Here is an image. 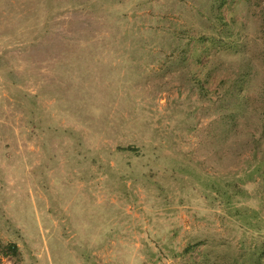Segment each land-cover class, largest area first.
<instances>
[{
	"label": "rangeland",
	"instance_id": "obj_1",
	"mask_svg": "<svg viewBox=\"0 0 264 264\" xmlns=\"http://www.w3.org/2000/svg\"><path fill=\"white\" fill-rule=\"evenodd\" d=\"M0 264H264V0H0Z\"/></svg>",
	"mask_w": 264,
	"mask_h": 264
},
{
	"label": "trees",
	"instance_id": "obj_2",
	"mask_svg": "<svg viewBox=\"0 0 264 264\" xmlns=\"http://www.w3.org/2000/svg\"><path fill=\"white\" fill-rule=\"evenodd\" d=\"M128 149H130V150H136L135 148L133 149V147H128Z\"/></svg>",
	"mask_w": 264,
	"mask_h": 264
}]
</instances>
